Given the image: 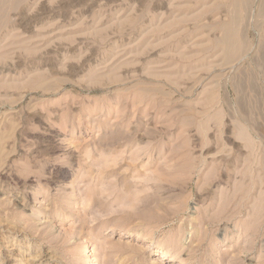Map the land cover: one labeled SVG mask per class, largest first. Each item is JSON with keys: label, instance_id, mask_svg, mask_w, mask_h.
Segmentation results:
<instances>
[{"label": "rangeland", "instance_id": "1", "mask_svg": "<svg viewBox=\"0 0 264 264\" xmlns=\"http://www.w3.org/2000/svg\"><path fill=\"white\" fill-rule=\"evenodd\" d=\"M3 219L51 264H264V0H0Z\"/></svg>", "mask_w": 264, "mask_h": 264}, {"label": "bare ground", "instance_id": "2", "mask_svg": "<svg viewBox=\"0 0 264 264\" xmlns=\"http://www.w3.org/2000/svg\"><path fill=\"white\" fill-rule=\"evenodd\" d=\"M237 5L238 4L233 5L234 13L230 21L223 26V36L219 41L224 49L223 57L227 62L236 58L242 47V43L239 41L236 32L238 23ZM62 174H67V171L62 170ZM24 201L25 200H23L21 205H23ZM1 224L4 229V242L0 248V264H51L49 260L43 258L44 249H42L41 246L38 247L39 245L35 247L30 243L29 237L27 234H24L20 228L18 229L6 219L1 220ZM26 251H28V253H25ZM49 256L54 258L53 254H49Z\"/></svg>", "mask_w": 264, "mask_h": 264}]
</instances>
